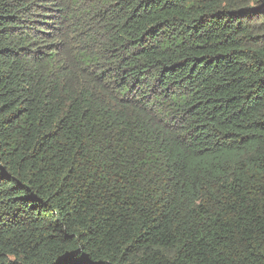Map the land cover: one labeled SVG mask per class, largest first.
Listing matches in <instances>:
<instances>
[{"label":"trees","instance_id":"1","mask_svg":"<svg viewBox=\"0 0 264 264\" xmlns=\"http://www.w3.org/2000/svg\"><path fill=\"white\" fill-rule=\"evenodd\" d=\"M0 264H264V0H0Z\"/></svg>","mask_w":264,"mask_h":264}]
</instances>
